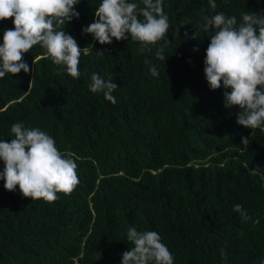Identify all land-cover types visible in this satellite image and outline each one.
<instances>
[{
  "label": "trees",
  "instance_id": "trees-1",
  "mask_svg": "<svg viewBox=\"0 0 264 264\" xmlns=\"http://www.w3.org/2000/svg\"><path fill=\"white\" fill-rule=\"evenodd\" d=\"M100 3L80 0L79 19L64 29L81 49L92 45L80 57L78 79L39 45L24 55L28 74L0 79V141L14 138V123L39 128L71 154L79 178L52 203L8 192L0 180V264H121L132 247L130 226L156 231L173 264H262L264 131L238 125L240 110L223 106V86L209 89L210 38L202 25L218 13L238 24L244 12L264 16V0H215V9L209 0H163L170 43L151 53H140L130 38L100 45L82 35ZM13 28L11 19L0 21V44ZM195 30L198 40L185 38ZM159 47L163 61L155 56ZM93 73L117 84L115 104L89 91ZM241 137H249L247 150ZM236 204L249 219L233 211Z\"/></svg>",
  "mask_w": 264,
  "mask_h": 264
},
{
  "label": "clouds",
  "instance_id": "clouds-1",
  "mask_svg": "<svg viewBox=\"0 0 264 264\" xmlns=\"http://www.w3.org/2000/svg\"><path fill=\"white\" fill-rule=\"evenodd\" d=\"M79 3L80 0H0V21L11 19L14 25L13 29L3 32L0 79L22 71L28 74L31 69L24 55L37 45L54 65L78 79L80 57L89 53L92 45L81 49L64 29L73 19H79V13L74 10ZM209 6L215 9V0H209ZM94 15L96 19L82 29V35L92 36L100 45L130 38L140 44V53H151L152 46L165 41L170 27L163 0H139L138 3L102 0ZM203 20L202 29L210 38L204 59L209 89L216 91L223 86V106L240 110L236 118L238 125L264 131V16L244 12L239 24L235 16L224 13L205 16ZM199 34L195 30L191 37L187 32L184 35L186 39L198 40ZM163 53L164 47H159L156 59L165 60ZM150 72L158 75L155 66L150 67ZM88 87L94 94L102 93L112 104L117 102L113 92L118 86L111 77L105 79L93 73ZM11 134L14 138L10 142L0 141V161L4 165L0 180L4 181L6 191L15 192L18 188L23 198L52 203L58 194L69 195L75 190L79 184L77 164L70 153L64 154L57 148L52 136L39 128H26L20 122L11 126ZM241 143L243 150H247L249 137H241ZM260 170L257 166L252 173L255 175ZM233 211L244 220L250 218L240 204L234 205ZM127 240L132 247L123 252L121 264H173L172 253L156 231H138L130 226ZM220 255L227 259L224 249H220Z\"/></svg>",
  "mask_w": 264,
  "mask_h": 264
}]
</instances>
